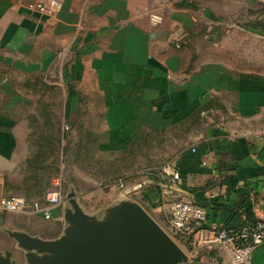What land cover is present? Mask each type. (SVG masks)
<instances>
[{
	"label": "crops",
	"instance_id": "1",
	"mask_svg": "<svg viewBox=\"0 0 264 264\" xmlns=\"http://www.w3.org/2000/svg\"><path fill=\"white\" fill-rule=\"evenodd\" d=\"M57 1L60 11L45 16L29 9L30 0H0V199H41L55 177L68 174L70 130L96 155L123 153L156 133L174 142L173 166L182 174L142 191L159 219L140 204L161 226L167 200L202 206L208 229L264 219V3ZM152 15L162 21L154 24ZM232 29L242 44L229 54L214 41ZM56 89L60 98H36ZM48 146L54 157L46 156ZM54 161L59 171L51 179L46 166ZM73 172L75 198L92 214L81 196L97 183L98 166ZM64 186L51 220L0 217L1 253L25 262L10 232L60 238L70 193ZM40 220L55 231L45 235ZM253 264H264V246Z\"/></svg>",
	"mask_w": 264,
	"mask_h": 264
},
{
	"label": "water",
	"instance_id": "2",
	"mask_svg": "<svg viewBox=\"0 0 264 264\" xmlns=\"http://www.w3.org/2000/svg\"><path fill=\"white\" fill-rule=\"evenodd\" d=\"M75 191L68 194L65 229L57 240L10 232L26 252L24 263L0 252V264H186L187 253L139 203L113 202L85 212Z\"/></svg>",
	"mask_w": 264,
	"mask_h": 264
},
{
	"label": "rangeland",
	"instance_id": "3",
	"mask_svg": "<svg viewBox=\"0 0 264 264\" xmlns=\"http://www.w3.org/2000/svg\"><path fill=\"white\" fill-rule=\"evenodd\" d=\"M240 41L232 29L231 32H223L222 36L216 39L214 43L218 47L219 45L222 46V49L226 48L229 54H234L235 48L239 47V44H242ZM244 45L251 46L252 43L247 42ZM20 80L22 79L20 78ZM53 81L55 80L53 79ZM60 93L58 89L51 92L43 90L36 94V98L38 99L41 95H45L46 98L57 99L60 98ZM21 94L25 98L33 100V97L27 95L25 91H21ZM68 134L65 163L68 174H64V185H67V191L71 192L75 190V187L72 185L77 176L73 174V171L82 172L84 169H88V167H94L95 169L98 166V175L94 180H97V183L91 188V191L94 192L90 191L85 196H81L83 197L85 207L89 211L97 213L112 205L113 201L119 204L131 200L141 203L153 213L155 218H158L152 211V208L147 206L143 201L144 195L142 191L146 188H156L166 180L163 175V169L169 165H173L176 161V154H173L176 147L171 139H164L161 135L150 133L145 138L133 140L129 149L123 153L96 155L93 153V151L95 152L92 147L93 144H90L87 140L78 138L76 132L73 133L70 130ZM113 194L114 200L110 198V195ZM171 202L167 200L166 204H170ZM39 226L44 227L46 230L45 235L47 236L52 234L56 229L52 221L40 220ZM197 250H185L189 256V261L186 264H206L209 262L210 257L214 255V252L204 249Z\"/></svg>",
	"mask_w": 264,
	"mask_h": 264
},
{
	"label": "built area",
	"instance_id": "4",
	"mask_svg": "<svg viewBox=\"0 0 264 264\" xmlns=\"http://www.w3.org/2000/svg\"><path fill=\"white\" fill-rule=\"evenodd\" d=\"M259 1L264 3V0ZM28 7L39 14L53 16L60 11L61 4L57 0H30ZM151 21L159 24L162 19L152 15ZM163 175L175 182L182 179L181 172L173 165L165 167ZM64 181L62 176L55 177L52 189L41 201H29L21 196L2 197L0 217L8 213H25L51 220L53 209L65 201ZM164 214L162 227L184 251L204 249L214 252L206 264H253L255 251L264 246V219L246 218L242 228L208 229L205 209L184 200L170 203Z\"/></svg>",
	"mask_w": 264,
	"mask_h": 264
},
{
	"label": "trees",
	"instance_id": "5",
	"mask_svg": "<svg viewBox=\"0 0 264 264\" xmlns=\"http://www.w3.org/2000/svg\"><path fill=\"white\" fill-rule=\"evenodd\" d=\"M185 5H186V7H191L192 6V4H185ZM36 81H37V83H40L42 81V79H37ZM55 151H56L55 146H53V147L52 146H48L47 149H46L45 154H46V156L50 155V156H53L54 157L55 156ZM46 169L47 170L50 169L51 175H52V178L51 179H53L57 175V173L59 171V168L58 169L55 168V161L52 162L50 165L46 166ZM165 179L166 180L164 182H162L164 184L168 182V178H165ZM45 195L43 197H45ZM43 197L41 199H37V200H33L30 197H27L26 199L29 200V201H41V200H43ZM143 201L145 203H147L148 200H147L146 197H143ZM158 205L159 204H150V206H152L154 208L157 207ZM226 227L229 228V229H235V228H242L243 225L242 224L241 225H238V224L228 223Z\"/></svg>",
	"mask_w": 264,
	"mask_h": 264
}]
</instances>
